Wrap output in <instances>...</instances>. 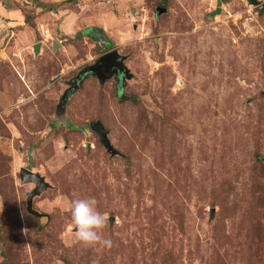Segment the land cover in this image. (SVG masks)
Masks as SVG:
<instances>
[{"label": "rangeland", "instance_id": "374dc122", "mask_svg": "<svg viewBox=\"0 0 264 264\" xmlns=\"http://www.w3.org/2000/svg\"><path fill=\"white\" fill-rule=\"evenodd\" d=\"M44 1H15L31 30L21 40L0 25V264H264V11L65 0L55 15ZM90 28L103 32L77 38ZM115 49L132 79L88 76L62 110L79 74ZM23 168L49 183L39 215ZM89 197L110 249L76 237L72 201Z\"/></svg>", "mask_w": 264, "mask_h": 264}, {"label": "water", "instance_id": "95a60500", "mask_svg": "<svg viewBox=\"0 0 264 264\" xmlns=\"http://www.w3.org/2000/svg\"><path fill=\"white\" fill-rule=\"evenodd\" d=\"M249 4L255 5L260 7L262 11H264V3L260 0H247ZM162 12V9L159 10ZM42 43H38L34 46V50L36 54L41 53ZM126 57L122 56L117 49L108 53L107 55L101 57L94 65L86 67L79 76L74 80L72 88H70L64 96L63 103H61L60 108L63 110L65 105L71 95L75 93L80 85L82 84L83 80L88 76H96L102 83L107 82L109 79L113 78L114 76L119 77L120 74H123V84L126 82L127 79H132L133 75L131 74L129 68L125 64ZM120 80V79H119ZM125 85V84H124ZM123 85V86H124ZM92 131L99 136L101 139L102 144L108 149V151L113 155H119L120 152L114 148L111 140L109 138V132L106 130L105 125L100 122H93L91 124ZM88 147H91L89 143ZM21 179L23 183H34L35 188L29 191L28 193V210L34 214L39 215V213L34 209V198L36 196L41 195L45 190L49 188V183L46 181L45 177L41 174L30 170L28 168H23L21 170ZM115 220L112 219V222Z\"/></svg>", "mask_w": 264, "mask_h": 264}, {"label": "clouds", "instance_id": "9594fccd", "mask_svg": "<svg viewBox=\"0 0 264 264\" xmlns=\"http://www.w3.org/2000/svg\"><path fill=\"white\" fill-rule=\"evenodd\" d=\"M98 201L94 197L76 198L72 201L71 222L75 225L76 237L84 246L97 244L111 248V239L102 235L108 217L98 210Z\"/></svg>", "mask_w": 264, "mask_h": 264}, {"label": "crops", "instance_id": "0c3cea01", "mask_svg": "<svg viewBox=\"0 0 264 264\" xmlns=\"http://www.w3.org/2000/svg\"><path fill=\"white\" fill-rule=\"evenodd\" d=\"M15 1H18V0H14V1L11 0V3H9V6H7L4 3H0V25L2 24L1 26H4V28L1 31L3 35V39L8 38L9 36H10V39H13L14 37H16V35H19V39L21 40V36L22 34L25 33L26 30L31 31L27 23L26 15L23 13V11L18 6H14L16 5ZM40 1L43 3L44 0H40ZM45 1L54 2L51 4H56V8L55 7L53 8V11L55 12L51 11V13L55 15L58 14L56 11H59L60 13L65 11L62 7L68 4V2H65V0H61V1L45 0ZM31 7H33L34 10L37 9L36 13H38V11L41 9V8H37V6L33 4L31 5ZM69 25L70 26L67 29V24H62L61 29L65 32H67V30L68 31L73 30V32L77 30L75 25H72V24H69ZM24 40L26 41L25 37L23 38V41Z\"/></svg>", "mask_w": 264, "mask_h": 264}, {"label": "trees", "instance_id": "16d2710c", "mask_svg": "<svg viewBox=\"0 0 264 264\" xmlns=\"http://www.w3.org/2000/svg\"><path fill=\"white\" fill-rule=\"evenodd\" d=\"M44 7V6H43ZM45 9L47 7H44ZM48 10H53V8L51 7H48ZM27 21H28V18H27ZM98 30L99 33L103 32V29H98V28H90V29H87V30H84V31H80L78 34H77V38H82L84 36H89V37H92L93 36V33ZM108 46H110L112 44V41L108 40L106 41Z\"/></svg>", "mask_w": 264, "mask_h": 264}, {"label": "flooded vegetation", "instance_id": "af4514ba", "mask_svg": "<svg viewBox=\"0 0 264 264\" xmlns=\"http://www.w3.org/2000/svg\"><path fill=\"white\" fill-rule=\"evenodd\" d=\"M102 33V32H101ZM101 39H102V41H103V37H101ZM88 76H90V75H88ZM87 76V77H88ZM123 77H124V75L123 74H120V76L119 77H117V80H118V83H119V86L122 88V86H123ZM120 79V80H119Z\"/></svg>", "mask_w": 264, "mask_h": 264}, {"label": "built area", "instance_id": "2783aa9c", "mask_svg": "<svg viewBox=\"0 0 264 264\" xmlns=\"http://www.w3.org/2000/svg\"><path fill=\"white\" fill-rule=\"evenodd\" d=\"M45 33H48V30H45Z\"/></svg>", "mask_w": 264, "mask_h": 264}]
</instances>
